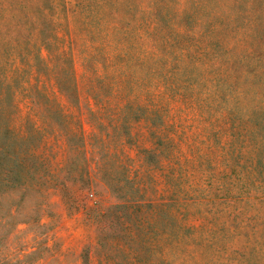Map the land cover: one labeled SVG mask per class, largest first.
Instances as JSON below:
<instances>
[{
    "label": "rangeland",
    "instance_id": "rangeland-1",
    "mask_svg": "<svg viewBox=\"0 0 264 264\" xmlns=\"http://www.w3.org/2000/svg\"><path fill=\"white\" fill-rule=\"evenodd\" d=\"M3 146L0 264H264V0H0Z\"/></svg>",
    "mask_w": 264,
    "mask_h": 264
},
{
    "label": "trees",
    "instance_id": "trees-1",
    "mask_svg": "<svg viewBox=\"0 0 264 264\" xmlns=\"http://www.w3.org/2000/svg\"><path fill=\"white\" fill-rule=\"evenodd\" d=\"M10 161L9 151L5 146L0 147V185H3L4 187L13 184L15 181H21L19 176L15 174L10 167ZM20 161L23 162L24 158L21 157Z\"/></svg>",
    "mask_w": 264,
    "mask_h": 264
}]
</instances>
